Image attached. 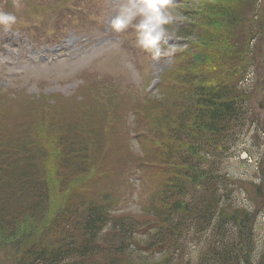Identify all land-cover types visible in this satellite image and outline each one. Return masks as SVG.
<instances>
[{
    "label": "trees",
    "instance_id": "1",
    "mask_svg": "<svg viewBox=\"0 0 264 264\" xmlns=\"http://www.w3.org/2000/svg\"><path fill=\"white\" fill-rule=\"evenodd\" d=\"M250 2L205 0L203 11L185 15L179 46L196 54L148 114L157 145L144 151L142 141V152L159 171L135 216L114 215L127 195L116 185L117 197L75 186L84 178L74 164L89 158L90 128L42 138L26 122L9 130L0 118V264H264L254 214L237 200L243 186L217 174L256 118L250 74L260 69L264 86V15L247 21ZM15 130L16 138L8 134Z\"/></svg>",
    "mask_w": 264,
    "mask_h": 264
},
{
    "label": "rangeland",
    "instance_id": "2",
    "mask_svg": "<svg viewBox=\"0 0 264 264\" xmlns=\"http://www.w3.org/2000/svg\"><path fill=\"white\" fill-rule=\"evenodd\" d=\"M204 1L170 0L173 19L163 47L171 44L176 51L154 56L137 45L133 28L122 33L111 29L110 21L122 0H0V12L16 17L10 28L0 26V118L9 119V130L17 119L26 122L42 138L49 130L59 132L67 126L90 128L94 134L89 138V158L84 159L85 166L74 164L84 178L75 186H86V193L108 191L117 197L116 185L127 195L114 215L135 216L140 205L148 203L159 171L142 152V141H147L144 151L153 152L157 145L149 132L148 114L160 104L164 89L167 94L177 84L172 80L176 70L186 67L185 59L196 54L189 47L180 48L184 43L178 31L189 27L187 12L203 11ZM250 3L254 6L247 21L256 22L264 15V0ZM104 35L112 37L113 43L91 39ZM94 44L99 47L92 48ZM259 47L262 55L264 40ZM58 53H66L67 59H57ZM262 74L255 70L248 84L256 118L229 155H223L217 170L243 186L237 200L254 214L258 250L264 241V86L258 82ZM18 132L8 134L16 138Z\"/></svg>",
    "mask_w": 264,
    "mask_h": 264
},
{
    "label": "clouds",
    "instance_id": "3",
    "mask_svg": "<svg viewBox=\"0 0 264 264\" xmlns=\"http://www.w3.org/2000/svg\"><path fill=\"white\" fill-rule=\"evenodd\" d=\"M170 0H122L118 10L110 21V27L116 33H122L130 27L136 34L137 45L154 56L171 55L176 51L168 43L170 31L167 25L172 22L168 11ZM16 23V17L7 12H0V26L5 29Z\"/></svg>",
    "mask_w": 264,
    "mask_h": 264
},
{
    "label": "bare ground",
    "instance_id": "4",
    "mask_svg": "<svg viewBox=\"0 0 264 264\" xmlns=\"http://www.w3.org/2000/svg\"><path fill=\"white\" fill-rule=\"evenodd\" d=\"M256 221V220H255ZM254 224H255V222H254Z\"/></svg>",
    "mask_w": 264,
    "mask_h": 264
}]
</instances>
